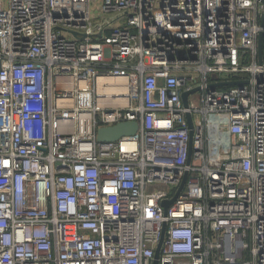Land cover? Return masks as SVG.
<instances>
[{
	"label": "built area",
	"instance_id": "obj_1",
	"mask_svg": "<svg viewBox=\"0 0 264 264\" xmlns=\"http://www.w3.org/2000/svg\"><path fill=\"white\" fill-rule=\"evenodd\" d=\"M93 5L0 0V264H264V0Z\"/></svg>",
	"mask_w": 264,
	"mask_h": 264
},
{
	"label": "water",
	"instance_id": "obj_2",
	"mask_svg": "<svg viewBox=\"0 0 264 264\" xmlns=\"http://www.w3.org/2000/svg\"><path fill=\"white\" fill-rule=\"evenodd\" d=\"M264 23V21H263ZM213 79H217L216 76L213 77ZM245 84L243 81H229V82H222V83H218L215 86L216 87H230V86H238V85H242ZM196 91V90H195ZM192 92L194 91H189V92H185L182 96L183 99V103L185 107H189V96L192 94ZM188 121L190 124V127H192V117L191 115H188ZM139 124L137 122H124V123H120L116 126H112V127H102L100 129H98L97 131V140L100 143H109V142H118L119 140H121L124 137H130V136H134L138 133L139 131ZM186 179L187 176L184 179L183 185L181 186L179 192L176 194V196L172 199V200H167L163 203V206L165 208V211L167 213V210L169 208V206L176 201V199L179 196V193L181 192L182 188L184 187V184L186 183ZM166 231V225L164 226V233H163V238L161 240V243L159 245V247L157 248L156 251V255H155V260L153 264H159L160 262V250H161V246L162 243L164 241V234Z\"/></svg>",
	"mask_w": 264,
	"mask_h": 264
},
{
	"label": "rangeland",
	"instance_id": "obj_3",
	"mask_svg": "<svg viewBox=\"0 0 264 264\" xmlns=\"http://www.w3.org/2000/svg\"><path fill=\"white\" fill-rule=\"evenodd\" d=\"M99 2H100V0H93V9L94 10H97L98 9V7H99ZM201 93H194L193 95H192V97H191V103H192V105L194 106H200V104H201Z\"/></svg>",
	"mask_w": 264,
	"mask_h": 264
}]
</instances>
